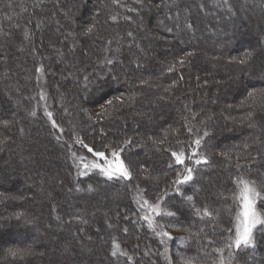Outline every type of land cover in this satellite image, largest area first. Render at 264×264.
I'll return each instance as SVG.
<instances>
[{"label": "trees", "instance_id": "obj_1", "mask_svg": "<svg viewBox=\"0 0 264 264\" xmlns=\"http://www.w3.org/2000/svg\"><path fill=\"white\" fill-rule=\"evenodd\" d=\"M19 1L22 4L9 5L0 0V26L9 23L16 14L25 17L31 15L30 11L34 14L42 10L43 14L45 9L51 10L43 0L14 2ZM165 1L108 0L109 11L105 2L86 0L85 7L78 14L76 11L78 23L62 17L68 28L65 33L42 32L43 57L35 49V38L34 46L30 44V30L22 28L19 40L27 48L17 49L16 37H9L10 45L6 48L17 49L21 56L14 54V57L19 62L24 51L32 53L25 77L17 73L14 57L3 58L4 48L0 47V67L7 70L0 83L9 88V101H19L15 114L8 112V100H5L7 108H0V159L5 155L9 158L4 166L0 160V169L4 171L0 170V215L6 214L14 202L25 207L15 216L2 219L8 223L0 226V252H3L0 264H52L45 257L35 259L34 253L35 247L45 240L52 244L59 240V236L50 237L44 230L51 220L62 224L59 233L82 249L90 239L79 241L80 234L93 228L100 232L97 225L102 226L107 235L98 240L96 250L81 256L79 264H167L162 256L163 240L137 217L139 210L130 194L132 186L143 189L152 202L161 199L164 209L171 212L159 216V220L176 234L172 242L178 258L191 264H264V231H257L250 245L236 249L230 246L238 209L237 177L247 176L264 192V29L259 30V37L251 43L239 37L241 46L234 39L226 46L231 32L225 33L222 28L220 33L219 28L223 21L233 22L247 16L246 11H241L244 4L238 0L236 4L231 0H203L199 3L201 8H197V2L191 0L195 9L191 18L182 8L185 0H170L168 4L183 24L182 30L174 34L167 24L174 18L171 13L165 15ZM101 5L105 7L102 14ZM209 9L216 12L219 9L209 14L215 26L205 22ZM248 9L254 11L253 6ZM223 13L231 17L220 21L217 18ZM262 15L264 18V11ZM159 19L162 22L159 25L167 28L166 33L152 38L155 49L145 48L151 39L149 31ZM30 24L40 27L37 20ZM71 27L79 30L73 38L68 36L72 34L68 32ZM89 28L92 30L88 31ZM245 29L240 33H246ZM207 30L212 42L220 46L214 50L221 55L217 59H203L205 49L197 33ZM168 35L173 37L168 40ZM59 38L62 43H69V55L75 60L71 64L74 73L68 76L57 71L53 61L59 56L54 59L47 53L56 49ZM60 54L66 57L63 49ZM207 66L227 75L239 70V90L233 91L231 84L223 87L222 92L218 90L223 102L221 111L209 110L210 92L206 91L205 96L197 93V87L211 86L206 75L201 76L202 71L207 72ZM228 80L231 82L233 78ZM236 98L241 99L242 113H236L232 107ZM141 110L150 117L142 120V116L136 115ZM197 139L199 145L195 143ZM41 141L52 150L55 146L62 147L52 165L46 164L47 172L35 182L43 198L34 201L33 194L24 192V196L5 199L7 189L23 191L27 187L23 179L26 174L18 172V164ZM103 150L118 151L130 172L128 179H109L96 170L83 174L78 169L75 155ZM182 150L189 156L194 153L195 158L202 156L207 160L192 167L193 179L186 183L176 182L182 165L175 162L174 153ZM35 162L24 166H34ZM8 165L10 173L21 176L12 181L6 178ZM27 177L37 175L29 169ZM109 189L114 192L111 205L95 211L97 201L93 199L103 197ZM28 231L37 235L35 241L23 238L26 235L22 233ZM61 245L63 251L68 247L64 239ZM9 249L20 251L12 256ZM51 250L50 258L58 256L60 248Z\"/></svg>", "mask_w": 264, "mask_h": 264}, {"label": "rangeland", "instance_id": "obj_2", "mask_svg": "<svg viewBox=\"0 0 264 264\" xmlns=\"http://www.w3.org/2000/svg\"><path fill=\"white\" fill-rule=\"evenodd\" d=\"M5 2H9V5H11V3H17V4H22V2H14L15 0H3ZM86 0H43L42 2H48L49 4V8H51L50 12L48 10L45 9V13L42 14V10L40 11H36V13L32 14V12L30 11V16L25 14V17H21L20 14H16L12 16V19L9 23L7 24H3L2 26H0V47L4 48L1 49L2 51V55L3 58L5 57H9L10 59H12L16 54L18 56H21L20 53L18 51H16L17 49H19L20 47L23 48V50L25 48H27V46L22 45L21 41L19 40L21 34L20 32H24L22 31L24 29H26V31L30 30L31 36L29 38V41L31 42L30 44L34 46V44H32L35 38V49L37 48L39 51V56H44V48H42L43 46L41 45L42 42V32L45 35V33L49 34H53V33H65L66 30L68 29L65 23H62V20L64 18L67 19H72V21H76L78 23V18L76 19V11L78 9L77 14L82 10L85 4ZM100 2H105L106 8L107 10H109V2L108 0H97ZM170 0H166L165 3V8H164V13H166L165 15H167L168 13L172 15V17L174 19H172L171 21L173 22H169L167 21L168 26L171 25L172 29H173V33L177 34V32H179V30H182L183 28V24L179 23L178 21V16H176L175 11H172V5L168 4ZM195 1L197 2V8H201V6H199V3L202 2L203 0H192V2ZM230 1V0H229ZM242 3V5L244 4V6L242 7L243 13L246 11V13L248 14L247 16H243V18L240 19H236L233 20V22L231 21H226L228 23H225L223 20L227 19V17H231V14L228 16L226 14L223 13V15H219V19L220 21L222 20L223 23L221 25V27L219 28L220 33L221 29H226L225 33L231 32V36L233 37H229V41L226 42V46L229 44L230 40L233 43L234 40L237 41V46H241V39L239 40V37H242V39L246 38V40L249 41V43L253 42L255 37H259L258 32L259 30L264 29V18L262 17V12L264 11V1L263 0H238ZM34 2H36V0H34ZM39 2V1H38ZM191 0H185V6H183L182 8H184V11H187V13H189V15L193 16L195 9L193 7ZM6 3V4H7ZM51 3V4H50ZM228 3V2H227ZM231 3L236 4L235 0H231ZM252 5L253 6V10L252 12H249L248 8H251L250 6L247 8V6ZM262 5V7L260 6ZM21 6V5H20ZM39 5L35 4V7H38ZM102 8L100 7V11L101 14L103 12V9L105 10V7L103 8V5H101ZM171 6V7H170ZM30 7V6H29ZM48 7V6H47ZM170 7V8H169ZM178 8V7H177ZM152 10V9H151ZM150 10V11H151ZM110 11V10H109ZM182 9L181 7H179V13L181 15L182 14ZM240 11V10H239ZM146 14H149L148 11H146ZM217 12H219V9L217 10ZM214 9H209L206 11V15L207 18L205 19L206 24H210V26H215L214 24V20L209 17V14H215L217 13ZM168 14V16H170ZM179 14V15H180ZM163 15L164 18H166V16ZM214 16V15H213ZM30 17V18H29ZM60 17V18H59ZM162 17V20H163ZM188 18V16H186ZM75 18V19H74ZM190 18V17H189ZM224 18V19H223ZM170 20L169 17H167V20ZM216 19V20H217ZM35 20L38 21L39 24V28H35V25L33 24V27L31 26L30 22H34ZM158 24L149 31L150 33V40L149 42L146 44L145 48H148V46H153L154 41L153 39H158L160 38V36L166 33L165 30H167V28L160 26L159 23L161 24V19H159ZM75 22V23H76ZM194 22V21H193ZM195 25V24H194ZM238 27H240L239 29H237ZM244 27H246L245 31L246 33L242 32L240 33V31H242V29ZM217 28V27H216ZM49 29V32H48ZM70 29L72 30H68V32H72V34H69L68 36H74L76 33L79 34V30L78 28L71 27ZM47 30V31H46ZM170 30V29H169ZM20 31V32H19ZM208 31V30H207ZM216 31V29H215ZM74 32H76L74 34ZM209 32V33H208ZM208 32H203V34H199L197 33L198 36V40L201 43V46L205 49V52L202 54L203 59L206 60L211 58V59H217V57L219 58L221 55L220 53L214 51L219 50L217 49V47L219 45H217L216 43L212 42V38H210L208 35L211 33L210 31ZM260 33V32H259ZM9 37H16L17 39V44L19 45L18 48L14 51L13 46H10V49L6 48L7 44H9L10 42V38ZM68 37V38H69ZM170 37H173L172 35H168V40ZM73 38V37H71ZM162 39H164L163 37H161ZM234 39V40H232ZM60 40V38H59ZM187 40V39H186ZM91 42V41H90ZM94 42V41H93ZM12 43V42H11ZM248 43V44H249ZM10 45V44H9ZM234 45V44H233ZM253 45V44H252ZM69 47V43H62L60 40V43L58 44V46L56 47V49H53V51L51 50V52H47L49 54V56H54V59L57 58V55L59 56L58 59L54 60V64L57 66V71H61L64 72V74L66 76L70 75L71 73H74L75 68H73L71 66V64H73V62L75 61L72 56L69 55L68 52V48ZM220 47V46H219ZM34 48V47H32ZM152 49H155L156 46L151 47ZM62 49L66 52V57L62 54H60L62 52ZM4 50V51H3ZM22 50V49H21ZM10 51L12 52L11 54ZM13 51L15 53H13ZM70 51H72L70 49ZM73 53V51H72ZM222 53V52H221ZM8 54V55H6ZM22 58L20 59V62L14 57V62L15 64H17V73H22V75L20 74V76H24L25 77V72H27L28 70V66L31 62L32 57V53L31 52H27L24 51L22 54ZM32 57V58H31ZM2 58V59H3ZM92 57L90 56V59ZM3 61V60H2ZM76 63V62H75ZM140 66H142L141 62ZM213 65V64H210ZM206 68H208L206 71V73L204 71H202L201 76L206 75V79L209 80L210 82V87H208V89L206 87L200 88L197 87V93L200 94L201 96H205V92L208 91L210 92V103L208 106H210V109L212 108V110H217V111H221L222 109V100L220 101V94L218 93V90L220 92L224 91L225 89H223V87H228L230 84L234 89L237 91L239 90V85H238V77H239V70H234L233 72H231V74H226V72H222L223 70H214L212 67L207 66ZM145 69H147V66L145 67ZM7 71L6 67H0V77H5L3 72ZM204 73V74H203ZM225 73V74H224ZM260 75V74H258ZM233 81L229 82L228 79H232ZM236 82V83H235ZM63 94V93H62ZM196 94V95H198ZM11 97L10 93H9V88L7 87L6 84H4L3 82L0 83V108L2 106H4V108H7V103L5 100H8L9 103V108H7L10 112V114H15L17 108H18V100L16 99H12L9 101V98ZM203 100V98H202ZM231 101V100H230ZM209 102V100H208ZM235 103L232 104V107L234 108V111L242 113V109H241V99H235L234 101ZM5 113V110H4ZM7 113V111H6ZM144 113H146L145 111H139L136 113V115L138 116H142V120L143 118L145 119V117H147V115ZM149 115V114H148ZM240 115V114H239ZM144 116V117H143ZM150 117V115L147 117V119ZM231 117V116H230ZM141 119V117H139ZM148 123V122H147ZM41 125V124H40ZM251 125V124H250ZM40 127V131H42V126ZM25 130H27V127H25ZM39 130V129H38ZM14 136V135H13ZM38 147V148H37ZM60 150H62V147L60 146H55L52 149H49L48 146L44 145L43 141L41 142H37V146H34L31 150H30V154L28 156H26V160L24 159L23 163H19L18 164V172H25L26 177L23 179H26V181L24 182V185L27 186L23 191H21L20 189H13V191H11V188L7 189L6 192V197H10L11 199L14 198L15 196H19L22 195L24 196L25 193H27L29 196L30 194H33V200H41L43 197H41V191L39 190V185L37 186V183L35 182H39V180L42 178V176L44 175V173H46V164L50 163L52 165L53 160L56 158L57 154H59ZM92 154H82V155H75V160H76V164L78 165V169L83 173H90L92 171H99L101 174H103L100 171V168H97L96 166L99 165L101 168H109L112 172L116 173V175H114L113 177L116 178H123V179H128L130 176L125 177L120 175L119 173L122 170H127L129 172V170L127 169L123 159L120 157V155L118 154V151L116 150H111V152H108L106 150L103 151H91ZM97 152H104L105 155L104 157H98L96 155ZM116 153V155H113V153ZM177 156L180 157V159L183 160V163H180L177 160ZM29 157L31 158V160L29 161ZM203 157L200 156L198 158L194 157V153H192V155L190 154L187 155L186 153H184V151H178L175 153L174 155V159L175 162L177 164H181L182 165V172L179 174L178 180H176V182L178 181L179 183L183 180V177L185 175H187V170L188 169H192V167L197 166L198 164L196 163V160L198 159H202ZM1 165L4 166V164H6L7 162H9V158L7 155L3 156L1 159ZM35 162L34 166L30 165V167L28 166H24V164L26 165L27 162ZM50 165V166H51ZM121 165L123 167H121ZM5 169L9 170V165L6 166ZM30 169L31 174H36L37 177H27L28 176V171ZM1 172H4L2 169H0ZM50 171V169L48 170ZM9 173L6 175V178H8L9 180L12 181V179H16V177L19 178V176H21L19 173H10V170L8 171ZM54 171L52 172V175H54ZM130 173V172H129ZM14 174V175H13ZM104 175V174H103ZM106 176V175H105ZM108 177V176H106ZM238 178H242L244 180H248L254 187L257 188V190H260V188L252 181L250 180L247 176L244 175H240L237 177L236 179V184H237V195H236V202H237V213L234 219V223H233V227H232V231L230 234V246L233 249H236L237 247L235 246V237H236V232H237V216L240 214L241 212V200H240V189L242 187L241 184H239ZM14 182V180H13ZM36 184V187H34V184ZM177 183L175 184V189H176ZM15 190V191H14ZM261 191V190H260ZM25 192V193H24ZM43 194V193H42ZM114 192H111L110 189L108 191H105V193L103 194V197H97L94 198L93 200L97 201V205L96 207H94L95 211H97L96 209L100 210V208H106L109 207V205H111V197L113 196ZM130 194L132 195L135 205L138 208L139 212L137 214V217L141 218L142 220L145 221V223L147 224V226H149L150 228L153 229V231L155 232V234L157 236H159L164 243L163 246V257L165 259V262L167 264H191L188 261H184V259L182 258H178L175 255V251H174V246H173V242L172 240L174 239V237L176 236V234L172 231L167 229L164 226V223H162L159 220V216L163 215V214H167V215H171V212H169L168 210L164 209V207L161 204V199L159 201H155L152 202L150 201L148 198H146V196L144 195V191L143 189H141L140 187H131V192ZM167 195V193L163 194L162 196L165 197ZM262 196H264V192L262 191ZM73 197V196H72ZM98 199V200H97ZM163 199V198H162ZM15 205L13 204V206L8 208V212L5 214H1L0 215V226L4 225L6 226L8 221L4 220L2 221V219L9 217V216H15L16 212L19 209H25L24 205L18 202H14ZM257 211L259 213H261L262 215H264V204H262L261 201H257ZM111 222L115 225L114 221L115 218L113 216H111ZM12 219V218H11ZM13 223V222H12ZM14 224V223H13ZM62 225V224H61ZM60 224H56L54 221H49V224L44 228L45 232L51 237H56L59 236V240L58 241H52L53 244L49 241L42 242V244L40 243L39 245H37V247H35V251L34 253L35 255V259L40 260L41 257H45V259H49L51 260L52 264H71V263H76L79 264L81 262V256H88L91 252V250H96L97 247H99L97 244L98 240L100 238H103V235L106 236L107 234L105 233V231L103 230L101 225H97V228H99L100 232H97L94 228L92 229V231H90L89 229H87V231L85 232V234L81 235L80 234V239L81 240H85V239H90V242L88 243H84V245H86V247L84 246V248L82 249L80 245H73L71 241H69L67 238L63 237V234L59 233L60 231H58L61 227ZM16 226V225H14ZM121 226H123L121 224ZM264 230V225H258L257 226V230L254 231L253 236H255V233L258 231ZM163 233H168V235H163ZM23 238H25L28 241H35L37 238V235L34 233V235H30L29 231L28 232H23L22 233ZM62 236V237H61ZM34 238L33 239H31ZM63 239L65 241V243H68V247L67 249H65L64 251L63 246L61 245V242H63ZM70 242V243H69ZM85 242V241H84ZM96 242V244H95ZM70 244V245H69ZM244 245H242L241 247H243ZM58 248H60V252L58 253V256L55 255L50 258L49 254L51 255L50 252H52L51 249H54L53 251H57ZM99 250V248H98ZM73 253L75 256L70 257L68 254ZM92 253V252H91ZM99 253V252H98ZM44 254H48L46 256H41ZM27 255V254H26ZM25 255V256H26ZM88 258V257H87ZM0 260L3 261V252H0ZM33 260V259H32ZM36 261V260H35ZM1 262V261H0ZM46 262V261H45Z\"/></svg>", "mask_w": 264, "mask_h": 264}, {"label": "snow or ice", "instance_id": "obj_3", "mask_svg": "<svg viewBox=\"0 0 264 264\" xmlns=\"http://www.w3.org/2000/svg\"><path fill=\"white\" fill-rule=\"evenodd\" d=\"M92 29L89 28L88 31H91ZM109 104H111V101H109ZM48 115H51V113H48ZM55 123V122H53ZM197 145L200 144V140L197 139L195 142ZM96 155L98 157H104L105 153L104 152H97ZM113 155H116L114 152ZM175 155V153H174ZM177 160L180 163H183V160L180 159L179 156H177ZM197 164L200 163H207L206 158L198 159L196 160ZM97 168H100V171L108 176L109 179H112L116 173L112 172L109 168H101L99 165L96 166ZM121 167H123L121 165ZM192 169L187 170V175L183 177V180L181 183H186L190 182L193 179L192 175ZM120 175L128 177L130 176V173L125 169L122 170ZM239 184L242 185L240 189V200H241V212L237 216V232H236V237H235V246L237 248H240L242 245L247 246L250 245L254 242V236L253 233L255 230H257L258 225H264V215L259 213L257 211V201H261L262 204H264V196H262V191L257 190L256 187H254L248 180H244L242 178H238L237 181ZM191 199V197H189ZM205 212H207V209H205ZM30 223V221H29ZM264 231V230H261ZM163 235H168V233H163ZM118 248V246H117ZM20 250H13L9 249V252L12 256H16L17 253ZM24 254V253H21ZM116 252L113 251V255H115Z\"/></svg>", "mask_w": 264, "mask_h": 264}]
</instances>
